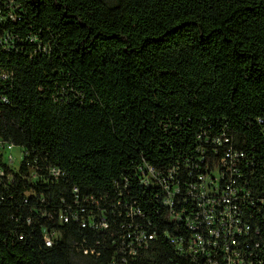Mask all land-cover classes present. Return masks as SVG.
<instances>
[{"label": "trees", "instance_id": "1", "mask_svg": "<svg viewBox=\"0 0 264 264\" xmlns=\"http://www.w3.org/2000/svg\"><path fill=\"white\" fill-rule=\"evenodd\" d=\"M14 1L13 48L0 50V71L13 73L0 82V138L23 149L22 174L30 163L65 176L16 175L0 204V264L109 263L107 245L83 253L100 233L42 217L62 199L73 204L75 188L101 201L129 190L158 235L142 264L180 262L166 233L188 236L187 227L169 221L162 191L143 187L138 169L177 167L184 187L223 157L228 145L213 144L223 135L245 154L247 188L264 198V0ZM249 208L264 242V220ZM44 227L62 234L52 248ZM256 254L264 264V249Z\"/></svg>", "mask_w": 264, "mask_h": 264}, {"label": "built area", "instance_id": "2", "mask_svg": "<svg viewBox=\"0 0 264 264\" xmlns=\"http://www.w3.org/2000/svg\"><path fill=\"white\" fill-rule=\"evenodd\" d=\"M16 9L18 5L14 0H0V50L13 48L15 36L5 26L18 20ZM12 78L13 73L0 71V82ZM2 101L9 102L7 98H2ZM213 144L217 147L228 145L223 157L213 165L208 164L205 172L201 166L196 180L185 183L184 187L178 179L177 167L162 172L144 163L138 169L143 187L162 191L160 201L167 209L169 221L183 222L189 232L188 236L180 237L166 233L180 259L177 263L171 260L169 264H255L256 253L264 249L261 226L253 223L255 216L248 213L251 205V211H257L258 218L264 220V198L254 197L241 178L240 166L245 154L231 147L226 135L215 138ZM15 147L0 138V204L5 201L4 193L15 184L17 174L34 183L57 182L65 176L62 169L50 166L46 168L47 178L42 167L30 163H27L28 174H22L25 154L18 147L22 151V161L14 167ZM215 151L217 153V149ZM200 160L204 161V151ZM129 193V190L127 194L119 191L115 197L101 201L95 196L80 195L75 188L73 204L62 199V207L57 212L46 209L42 217L53 220L59 227L74 222L81 229L100 233L102 240H96L92 248H83L86 256H101L102 252L98 249L107 245L113 253L108 264H142L152 260L150 254L156 251L158 235L146 211ZM40 200L47 202L44 196ZM26 222L32 226V218L29 217ZM42 234L47 248H52L62 239L56 227H44ZM19 239L24 240V236ZM83 243H87V239Z\"/></svg>", "mask_w": 264, "mask_h": 264}, {"label": "rangeland", "instance_id": "3", "mask_svg": "<svg viewBox=\"0 0 264 264\" xmlns=\"http://www.w3.org/2000/svg\"><path fill=\"white\" fill-rule=\"evenodd\" d=\"M13 154L15 156V163L13 164L14 167H18L22 161V151L20 148L15 147ZM5 159H8V155L5 156Z\"/></svg>", "mask_w": 264, "mask_h": 264}]
</instances>
